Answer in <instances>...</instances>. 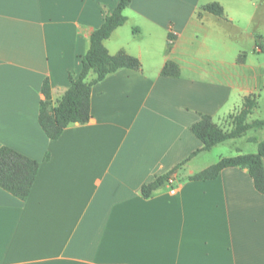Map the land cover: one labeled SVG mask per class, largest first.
Here are the masks:
<instances>
[{"label": "crops", "instance_id": "0c3cea01", "mask_svg": "<svg viewBox=\"0 0 264 264\" xmlns=\"http://www.w3.org/2000/svg\"><path fill=\"white\" fill-rule=\"evenodd\" d=\"M118 2L0 0V147L40 162L27 199L0 187V264H264V194L249 169L190 179L222 158L257 153L261 136L246 135L264 129L238 137L254 150L208 160L226 140L151 197L141 192L202 147L191 130L201 114L222 125L246 97L259 101L264 0H131L104 44L142 67L96 83L91 119L50 139L39 121L43 82L57 102ZM168 61L178 76L162 74Z\"/></svg>", "mask_w": 264, "mask_h": 264}, {"label": "trees", "instance_id": "16d2710c", "mask_svg": "<svg viewBox=\"0 0 264 264\" xmlns=\"http://www.w3.org/2000/svg\"><path fill=\"white\" fill-rule=\"evenodd\" d=\"M130 4L131 0H119L116 8L91 33L89 48L82 57L80 74L71 81L70 86L55 103L52 100L50 79L45 78L42 85L44 99L40 103L39 121L50 139L59 138L64 129L72 123L85 124L91 119V95L92 88L96 83L120 69H140L142 67V63L137 57L124 50L111 54L104 44V41L111 36L113 31L126 22L127 17L124 10ZM173 38L174 36L170 35V39ZM171 47L172 42L168 44V52ZM162 74L178 76L179 67L173 61H168ZM91 75H94V77L90 79ZM258 108L257 95L246 97L242 109L238 113L229 116L230 125L228 128L216 123L211 115L201 114L200 120L191 126V130L202 141V147L194 151L172 170L155 175L151 181L142 186V195L146 198L151 197L158 188L169 181L174 171L201 151L210 150L226 140L241 137L251 129H264V119H249L250 114ZM48 156L49 154L46 155L47 158ZM263 160L264 138L258 143L257 153L222 158L195 173L190 179H214L226 167H245L249 169L256 188L264 194ZM39 169L40 162L38 160L28 157L12 147H0V187L16 197L22 200L28 198Z\"/></svg>", "mask_w": 264, "mask_h": 264}, {"label": "rangeland", "instance_id": "374dc122", "mask_svg": "<svg viewBox=\"0 0 264 264\" xmlns=\"http://www.w3.org/2000/svg\"><path fill=\"white\" fill-rule=\"evenodd\" d=\"M260 54H262V53H260ZM260 94H261L259 97L260 107L251 116L252 119H257V118L258 119H264V88L261 90ZM229 125H230V119L229 118L222 121V126H225L227 128V126H229ZM262 131L264 132V130H257V132H254L253 130H251L248 132V134L246 136L257 135V136H261L260 139H263L264 134L261 133ZM246 136H244V138H242V139L238 138L236 140L237 142H232L229 140L226 143L222 144L221 146H219V148H217V150H214V152L209 154L208 160L216 159L218 157L219 153H222L223 155H228L233 150H235L237 146L242 147L243 150H246V151L248 150L249 147H251L250 150H254V149H252V147L254 146L255 142L250 141V142H248V144H246L247 143V142H245Z\"/></svg>", "mask_w": 264, "mask_h": 264}, {"label": "built area", "instance_id": "2783aa9c", "mask_svg": "<svg viewBox=\"0 0 264 264\" xmlns=\"http://www.w3.org/2000/svg\"><path fill=\"white\" fill-rule=\"evenodd\" d=\"M169 182L170 183H173L174 182V178L171 176L170 179H169ZM174 190V189H173Z\"/></svg>", "mask_w": 264, "mask_h": 264}]
</instances>
